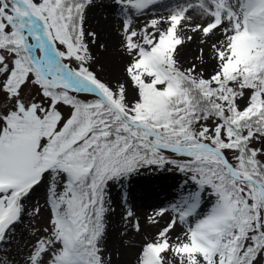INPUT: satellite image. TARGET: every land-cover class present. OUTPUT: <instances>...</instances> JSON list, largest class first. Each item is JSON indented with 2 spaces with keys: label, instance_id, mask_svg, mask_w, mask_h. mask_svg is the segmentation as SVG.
<instances>
[{
  "label": "snow or ice",
  "instance_id": "6c2138e0",
  "mask_svg": "<svg viewBox=\"0 0 264 264\" xmlns=\"http://www.w3.org/2000/svg\"><path fill=\"white\" fill-rule=\"evenodd\" d=\"M162 2L116 0L128 60L113 84L91 67L96 0H0V264H111L109 186L167 165L194 190L155 214L172 215L137 264H264V0H170L133 24ZM189 33L208 51L185 67Z\"/></svg>",
  "mask_w": 264,
  "mask_h": 264
},
{
  "label": "rangeland",
  "instance_id": "374dc122",
  "mask_svg": "<svg viewBox=\"0 0 264 264\" xmlns=\"http://www.w3.org/2000/svg\"><path fill=\"white\" fill-rule=\"evenodd\" d=\"M170 0H163L162 3H157L155 5L150 6L144 14L142 15H135L132 17V22L134 25L138 27H143L148 21H150L153 18H160V17H166L169 12L167 11L166 4H168ZM93 11L98 12L99 17L102 21H105L106 19L109 20V23L111 24V31L113 30L114 33H116L117 36V48H115V52L117 53V56H115L116 62L114 63V67H116V75H111L108 73H105V68L107 69L108 62L103 61L104 55H107L108 47L106 44V39H108L104 33L100 29H97L96 22L92 20L91 14ZM123 24V17L120 13V5L116 3V0H96V6L92 7L88 10L87 13V19H86V27L89 31H96L98 34V41L96 44L91 45V52L92 55L95 57V63L92 64V70L97 73V75L104 79V80H111L113 84H115L118 80L123 81L125 79L124 76V67L128 60V57L123 53L121 50V28ZM194 35V38L191 42L186 43L182 48H180V54L179 59L181 63L188 67L192 62H194V58L199 55V49L201 47L205 48V51H208V48L206 45H201L200 43V35L198 34H192ZM112 39V36H111ZM114 39V36H113ZM100 44L105 45V48H100ZM117 50V51H116ZM104 62V63H103ZM197 64H199V61H195ZM207 71L210 73L212 70V64H208L205 66ZM26 92H29L30 94H35L34 90L26 89ZM131 95V94H130ZM151 170L159 171L160 168L156 166L147 167L145 169H142L141 172H148ZM161 171L165 172L167 175L171 174L174 176H182L181 173H176L173 170L169 169V167H165ZM183 179L186 184L191 186V188L188 190H194L192 182L183 174ZM169 178V177H167ZM171 180V179H170ZM187 191V192H188ZM43 189L37 191L34 194V199L29 202L28 207H31L34 205L37 201L41 205L44 204V201L42 199ZM184 194V193H182ZM109 196L110 198H113L115 202L111 201V209L107 213L106 220L108 223V239H115L118 240L116 242L118 251L117 253H110L108 250L105 253V258L108 259L109 257L111 260H117L120 262H123V264H127L128 262L130 264H137V259L141 250V247L143 243L146 241V239L152 238L157 231L163 227L166 222L169 220V217L172 215L166 213L162 218L157 217L156 215H151L150 217H153V219L158 220V223L152 224L149 220L147 222H140V220L134 215L132 218V222H135L136 220H139V223L141 225V231L136 232L134 228L130 226V224L126 221V212L127 210H136L139 207H134L138 205H134L135 203H132L130 200V194L127 192L126 186H121V184H111L109 186ZM165 208V207H164ZM161 209V208H160ZM134 212V211H133ZM113 215H118V219L120 222L116 223V225H110L109 224V217ZM48 216V209L45 207L42 210L41 216L39 219L40 226H44L47 220ZM35 221L32 217H29L25 215L24 220L21 224L18 225L16 229L15 234V240L12 244V250L13 255L16 254V249L18 247H23L24 243L30 238L31 236V229L34 226ZM148 227L149 233L143 232V227ZM114 234V236H112ZM110 235V236H109ZM113 237V238H112ZM113 256V257H112ZM20 257H17L19 259Z\"/></svg>",
  "mask_w": 264,
  "mask_h": 264
},
{
  "label": "bare ground",
  "instance_id": "6f19581e",
  "mask_svg": "<svg viewBox=\"0 0 264 264\" xmlns=\"http://www.w3.org/2000/svg\"><path fill=\"white\" fill-rule=\"evenodd\" d=\"M91 17H92V20L96 22L97 29H100L99 32L101 33L102 31L104 35L108 38L106 39L108 51H107V55H104L103 61L105 63L108 62L109 67L107 69L105 68L104 72L111 74V75H116L117 73L115 72L116 67H114V63L116 62L115 56H117V53H119L117 50H116L117 52H115V48H117L116 33H114L113 30L111 31V24L109 23V20L106 19L105 21H102L99 17L98 12L93 11V13L91 14ZM111 36H112V39H111ZM113 36H114V39H113ZM144 177H147V178H144V179L137 178L135 181L137 180L141 181L140 186H138L137 188L131 189V193L137 194L140 191L141 193H144V196H145L141 200L142 202L140 203L139 206H134V207H141V206L143 207L133 210L135 216L140 220V222H143V221L147 222V220H149L148 218L151 215H155L157 213L156 208L154 206L148 205L147 202L155 201L158 198L160 193L165 192L167 189V183H168V178L165 176V174H161L158 172L150 171ZM178 177L179 176H174L171 178H178ZM177 181L181 183V186H180L181 188L184 183L183 178H180ZM184 190H187V188H184ZM132 196H134L135 200H137L135 195H132ZM110 201H113V203L115 202L113 198H110ZM133 201L134 200H131L132 203ZM118 222H120V220L118 219V215H113L109 217L110 225H114V224L116 225V223ZM143 232L149 233L147 226L143 227ZM180 232H181V228L178 227L177 234H179ZM112 236H114V234H112ZM117 241L118 240H115V239L112 240L111 238L107 240V250L110 253H114V252L117 253L118 251V248L116 245ZM111 264H123V262H120V261L117 262V260H111ZM127 264H130V263L128 262Z\"/></svg>",
  "mask_w": 264,
  "mask_h": 264
}]
</instances>
